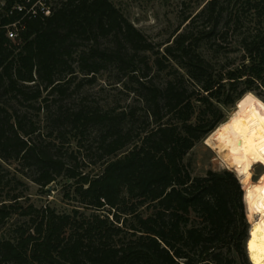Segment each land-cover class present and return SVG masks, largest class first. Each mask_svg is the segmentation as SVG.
I'll list each match as a JSON object with an SVG mask.
<instances>
[{"label": "trees", "instance_id": "1", "mask_svg": "<svg viewBox=\"0 0 264 264\" xmlns=\"http://www.w3.org/2000/svg\"><path fill=\"white\" fill-rule=\"evenodd\" d=\"M183 22L162 54L109 0H65L15 42L0 29V161L42 189L69 181L76 203L60 213L0 197V226L21 220L0 264L248 262L241 180L193 177L184 159L225 109L263 99L264 0H208ZM225 45L238 54L218 66L199 52ZM104 76L126 108L87 89ZM9 173L0 165V187Z\"/></svg>", "mask_w": 264, "mask_h": 264}, {"label": "rangeland", "instance_id": "2", "mask_svg": "<svg viewBox=\"0 0 264 264\" xmlns=\"http://www.w3.org/2000/svg\"><path fill=\"white\" fill-rule=\"evenodd\" d=\"M120 13L137 29L147 40L152 43L156 51L163 52L167 45H170L175 36L187 27L188 22H183L184 16L194 17L206 4L208 0H109ZM207 59L217 62L216 66L225 62L226 58L231 59L237 53L236 48L231 45H225L220 52L214 53L206 46L199 50ZM219 54V55H214ZM113 82V80H112ZM107 84L106 86L104 84ZM110 86L106 77H99L93 87L87 88L94 94L96 102L103 107L116 106L117 108H126L131 103V98L126 94L120 93L119 85L111 83ZM85 89V90H87ZM122 92V91H121ZM263 99L257 98L252 93L245 94L233 107L225 109L226 120L235 111L240 112L249 120L261 133H264V95ZM240 105L246 106L249 110L245 113ZM257 123H255V120ZM203 140L195 145V147L185 157L184 162L189 166L193 177H203L208 171L229 170L234 172L238 177L234 168L229 167L222 159L221 155L211 146L207 145ZM74 145V143H73ZM211 147V149H210ZM215 150V151H214ZM220 155V156H219ZM0 165L10 172L6 174L3 185L0 187V197L9 200L8 196H19L21 204H33L37 208L51 207L60 213H69L76 203L67 197L69 191V181L59 179L54 184L49 185L45 189L40 188L22 175L15 173L13 166H7L0 161ZM253 169L248 171L244 178H238L242 188L246 183H258L264 186V167L260 164L252 166ZM92 170L93 174L100 171L99 166L90 167L86 171ZM17 180L21 183L18 184ZM244 192V189H243ZM244 202V201H243ZM246 219L249 224L248 236L251 223L258 218L255 211L249 212L244 202ZM20 219L12 217L6 224L0 226V239L8 238L12 235L15 226L20 223ZM248 242L246 244V252L248 262L242 264H253L251 256L248 252Z\"/></svg>", "mask_w": 264, "mask_h": 264}, {"label": "bare ground", "instance_id": "3", "mask_svg": "<svg viewBox=\"0 0 264 264\" xmlns=\"http://www.w3.org/2000/svg\"><path fill=\"white\" fill-rule=\"evenodd\" d=\"M205 140L229 167L235 169L240 179L253 169L252 166L260 164L264 167V133L238 111L233 112ZM244 198L248 211L258 214L251 223L248 252L253 264H264V186L246 183Z\"/></svg>", "mask_w": 264, "mask_h": 264}, {"label": "built area", "instance_id": "4", "mask_svg": "<svg viewBox=\"0 0 264 264\" xmlns=\"http://www.w3.org/2000/svg\"><path fill=\"white\" fill-rule=\"evenodd\" d=\"M65 0H0V17L6 22L0 29L12 42L19 39L25 29L26 21L40 16L48 18Z\"/></svg>", "mask_w": 264, "mask_h": 264}, {"label": "snow or ice", "instance_id": "5", "mask_svg": "<svg viewBox=\"0 0 264 264\" xmlns=\"http://www.w3.org/2000/svg\"><path fill=\"white\" fill-rule=\"evenodd\" d=\"M253 235L255 236L256 235V232L254 231ZM255 250V249H254Z\"/></svg>", "mask_w": 264, "mask_h": 264}]
</instances>
